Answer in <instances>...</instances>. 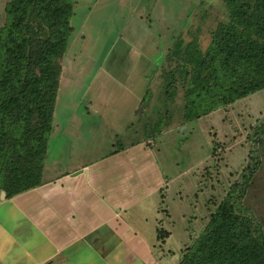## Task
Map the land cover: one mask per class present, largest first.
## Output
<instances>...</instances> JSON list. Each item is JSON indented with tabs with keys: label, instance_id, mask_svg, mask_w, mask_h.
I'll list each match as a JSON object with an SVG mask.
<instances>
[{
	"label": "rangeland",
	"instance_id": "374dc122",
	"mask_svg": "<svg viewBox=\"0 0 264 264\" xmlns=\"http://www.w3.org/2000/svg\"><path fill=\"white\" fill-rule=\"evenodd\" d=\"M75 2L66 53L77 61L64 64L45 165L55 164L57 172L74 163V158L55 162L60 144L59 154L66 153L68 141L61 139L65 134L79 148L76 161H99L131 146L136 138L141 140L171 179L159 217L173 220L175 232L164 251L180 239L190 246L206 208H216L230 187L242 181V172L258 161L242 203L264 231V138L254 136L264 127V91L190 122L183 119L180 95L167 113L162 106L163 75L170 68L166 58L175 42L179 38L189 42L198 33L200 46L206 49L218 23L227 19L225 0H162L158 5L156 0ZM5 3L0 0V26ZM143 113L153 118L167 115L160 131L147 139L141 128L131 130L147 118ZM62 129L61 137L56 136ZM183 226L190 235L184 234ZM175 255L171 264L180 252Z\"/></svg>",
	"mask_w": 264,
	"mask_h": 264
},
{
	"label": "trees",
	"instance_id": "16d2710c",
	"mask_svg": "<svg viewBox=\"0 0 264 264\" xmlns=\"http://www.w3.org/2000/svg\"><path fill=\"white\" fill-rule=\"evenodd\" d=\"M75 3L6 0L4 5L0 26V195L5 191L6 198L43 183ZM225 4L227 19L218 23L206 49L201 48L196 33L186 43L179 38L166 58L170 68L163 75L162 106L167 113L180 95L186 122L264 91V0H225ZM160 115H145L144 122L134 123L131 130L136 132L139 127L146 139L151 138L167 116ZM254 136L262 140L264 127ZM141 142L136 138L132 145ZM258 166V161L250 164L241 174L242 181L230 187L216 208L207 205L193 230L192 243L177 264H264L263 228L242 203ZM167 235L159 231L160 240Z\"/></svg>",
	"mask_w": 264,
	"mask_h": 264
},
{
	"label": "crops",
	"instance_id": "0c3cea01",
	"mask_svg": "<svg viewBox=\"0 0 264 264\" xmlns=\"http://www.w3.org/2000/svg\"><path fill=\"white\" fill-rule=\"evenodd\" d=\"M70 56L65 54L62 74L67 61H77ZM61 139L68 146L63 156L62 144L55 150V162L74 160L72 165L57 173L55 164H44L42 185L0 199V264H171L179 251L177 264L188 246L180 239L163 251L175 232L173 220L159 217L171 179L154 153L139 143L99 161H76L73 137ZM188 230L183 226L184 234Z\"/></svg>",
	"mask_w": 264,
	"mask_h": 264
},
{
	"label": "water",
	"instance_id": "95a60500",
	"mask_svg": "<svg viewBox=\"0 0 264 264\" xmlns=\"http://www.w3.org/2000/svg\"><path fill=\"white\" fill-rule=\"evenodd\" d=\"M82 171L77 172V174H80ZM6 197L5 191L1 192L0 199H4Z\"/></svg>",
	"mask_w": 264,
	"mask_h": 264
}]
</instances>
